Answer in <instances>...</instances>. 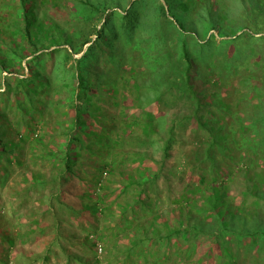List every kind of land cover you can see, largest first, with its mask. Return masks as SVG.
<instances>
[{
    "label": "rangeland",
    "instance_id": "1",
    "mask_svg": "<svg viewBox=\"0 0 264 264\" xmlns=\"http://www.w3.org/2000/svg\"><path fill=\"white\" fill-rule=\"evenodd\" d=\"M83 1H48L45 21L50 18L70 30L79 28L88 32L98 23V19L95 16L87 20L88 14L80 15L79 12L84 9L83 4H86ZM91 1L98 4L105 1L110 7L126 13L135 0ZM18 3V0H0V45L6 50L14 46L17 40V35H14L12 30ZM242 17L245 18V14ZM101 24L102 22L98 23L97 27L99 28ZM212 33L217 36L214 45L219 46V50L213 58L202 64L204 72L207 73L209 68L216 74L221 71L228 77H224L225 84L231 83L235 78L230 67L233 69L235 67L241 75L246 74L245 70L251 68L253 73L247 75L264 79V61L261 62L264 59V42L261 43L256 40L257 38L253 41L250 37L242 36L243 38L237 39L234 43L221 44L220 41L224 38L220 37L218 32ZM96 37V34L92 35L93 39ZM201 43L204 41L201 40ZM91 44L92 42L87 43L84 49L74 56L82 57ZM251 46H254L255 51L250 50ZM58 47H68L71 50L70 45H66L53 46L45 51ZM192 47L199 48L197 45ZM212 52L213 49L210 50V54ZM110 55V52L106 56L100 50L97 64L103 66L102 70H94L88 75L86 82L90 101L85 102V105L89 113H86L84 118L88 123H92L93 137L95 133L102 132L103 128H108L103 144L107 143L110 137L115 140L114 149L109 153V146H106L102 148V157L94 155L93 159H84L83 165L75 166L76 175L82 176L80 181L73 180L69 183L61 157H52L54 152L60 151L61 154L64 136L61 130H56L60 127L56 120L65 118L61 115L66 112L67 106L63 107L57 103L59 109L57 111L51 109L52 114H48L47 119L37 112L29 126L19 121L20 115L17 114L19 110L15 113L10 112L14 124L20 123L18 125L20 130L11 127L6 134L0 133V140L2 138L7 142L13 140L17 144L13 148L7 146L0 154V264L4 259L5 264H240L241 261L243 264H264L262 258L254 261V256H257L256 249L248 251L249 247L253 246L251 238L238 240L234 235L221 236L216 241L214 237L208 235L212 230L202 232L200 235L192 234L195 237L190 235L189 239L184 240L182 236H175L170 242L159 239L144 243L141 240L140 245L133 248L132 238L144 239V236H150L155 226L165 234L164 223L177 226L180 218H186V221L193 224H201L200 220L203 219L194 213L192 215L190 213V219L187 218L186 212L190 206L183 204L182 199L183 194H188L187 196L193 199L200 195L189 190L199 184L203 173L198 164L203 166L209 164L204 159V151L210 144L211 137L206 131L200 130L193 116L194 108L187 106L182 99H178L173 107V104L168 106L169 104L147 102L142 100V95L137 97L139 92L128 83L130 80L133 83L134 80L132 65L141 63L140 52L134 54L132 65L124 61L120 63L119 69L113 68ZM31 57L26 58L24 63L26 64ZM114 57L117 58V55ZM52 63L50 60L45 63L48 73L52 71L49 69ZM38 66H42L40 61ZM222 67L225 69L222 70ZM12 68L14 73L0 68L2 106L9 103L12 106L16 105L17 97L14 91L7 93L4 96L6 99L1 98L7 89L6 83L14 80L11 76H23L22 74L25 77L32 76L28 68L20 71H17V67ZM118 80L121 83H117ZM115 84H119L118 91L114 90ZM125 84L129 87H125ZM196 84L202 90L207 89L208 95L211 94V90L205 88L199 81H196ZM229 85L220 87L225 95L228 93ZM31 88L36 89L34 84H31ZM244 89L248 91L249 98L254 96L258 98L262 92L258 88L256 92L252 86L251 91L247 86ZM262 95L261 99L264 101V90ZM64 97V94L57 93L56 100ZM211 100V97L205 99L207 102ZM39 102L35 100L38 109L41 107ZM239 107L244 106L240 103ZM206 110L207 108L203 107L200 114H205ZM71 112L73 114L74 111ZM147 114L152 116L147 118ZM228 116L229 114H226L224 119ZM145 122H155L162 127H157L158 131L148 133L143 128ZM126 123H130L127 124L128 127L124 125ZM0 124L3 125L2 120ZM239 126L236 125L237 135L243 129ZM248 136L250 138L252 134ZM87 140L91 141L90 138ZM246 141L248 140L240 139L238 152L231 155L232 158L224 157L220 160L224 169L221 168L219 173V180L225 182L230 196L235 199V205L242 206L243 212L254 206L257 198L253 193L247 195L248 187L252 188L254 184L260 183L256 177L248 180L247 172L251 174L258 171L259 165L263 163L257 154L252 153V147L248 148ZM167 142H171V148L169 157L165 159L164 150ZM236 142L226 139L224 143L232 147ZM11 149L13 151H10ZM93 150H98V145H94ZM258 151L264 154V147H260ZM135 152H140L144 158L134 161L138 156L137 154L135 156ZM244 152L245 159L240 157ZM105 160L113 162L123 170V176L129 174L138 178V166L150 175L160 174L150 193L144 195L145 205L139 203L132 208L130 202L138 195L133 189L124 188L119 169L110 174L109 168H103ZM249 164L252 167L246 171L245 168ZM207 174L210 176L208 170ZM102 185L107 187L103 188ZM262 185L264 184L258 186L264 190ZM256 190L258 189L253 191ZM100 193H105L106 196L101 197L97 203L99 209H94ZM260 202L259 209L262 213L260 218L263 222L258 223L264 226V200ZM126 203L128 207L125 210L123 205ZM181 211L184 212L183 217ZM234 211L240 213L239 209ZM253 224L255 225L253 221L248 220L245 223L239 221L234 226L253 228ZM232 239L233 250L239 254L237 263L228 259L226 255H221L219 247L225 240Z\"/></svg>",
    "mask_w": 264,
    "mask_h": 264
},
{
    "label": "trees",
    "instance_id": "2",
    "mask_svg": "<svg viewBox=\"0 0 264 264\" xmlns=\"http://www.w3.org/2000/svg\"><path fill=\"white\" fill-rule=\"evenodd\" d=\"M18 1L12 30L14 35H17V40L9 50L0 45V68L8 69L12 73H14L12 67H17V71L28 68L32 76L13 75L11 77L14 80L6 83L7 89L1 98L4 99L7 93L14 91L17 100L15 106L11 103L0 105V119L3 121V125L0 124V133L6 134L11 127L17 131L20 130L18 127L20 123L14 124L10 112L15 113L19 110L17 113L20 115L19 121L29 126L37 112L47 119V115L52 114L51 109L54 111L59 109L57 103L63 107L67 106L66 112L61 115L65 118L56 120V123L60 125L56 130H61L64 136L61 154L57 151L52 154V157H61L69 183L73 180L80 181L82 176L76 175L75 166L83 165L84 159H93L94 155L102 157V148L106 146H109V153H112L114 149L115 140L110 137L108 142L103 144L107 127L103 128L102 132L95 133L93 137L92 123H88L84 118L85 114L89 113L85 105V102L90 101L87 95L88 75L94 70L101 71L103 67L97 64L99 51L102 50L106 56L110 52L112 66L117 69L124 61L132 65L134 54L137 55L140 52L139 62L141 63L132 65L131 71L134 74L132 80H134L133 83L131 80L128 83L139 92L137 97L142 95V100L147 102L169 104L168 106L173 104V107L178 99H182L188 104L187 106L194 108L193 116L200 130L210 134L211 142L204 151V159L209 164L206 166L203 162L205 167L198 164L203 173L199 184L189 190L194 194H200L199 197L193 199L188 197V194H183L182 199L183 204L190 206L186 212L187 218L190 219L194 213L195 216L203 219L200 220L201 224H193L186 221V218H180L177 226L164 223L165 234L155 226L150 236H144V239L132 238L133 248L139 246L141 240L144 243L159 239L170 242L175 236H182L184 240L189 239L192 234L200 235L202 232L207 233L208 230H212L208 235L214 237L216 241L221 236L233 237L234 235L238 240L251 238L253 246L247 244L251 246L248 251L256 249L257 256H254V261L261 258L264 261V226L258 223V221L263 222L259 207L260 200H264V190L259 188L260 184H264V154L258 151L260 147H264V101L261 99L264 79L247 75L253 73L251 68H248L250 71L245 70L246 74L241 75L235 67L234 69L230 67L229 69L234 71L235 78L231 83L229 82V85V83L225 84L224 78L228 77L221 71L216 74L209 68L206 73L202 65L213 58L219 50V46L214 45L217 36L212 33L213 31L224 38L220 41L221 44L234 43L237 39L243 38L242 36L250 37L253 41L264 42V0H135L126 13L110 7L104 0L101 4L84 0L83 3L86 4H83L84 9L79 12L80 15L88 14L87 20L96 16L98 23L102 22L99 28L97 23L88 32L79 28L70 30L50 18L46 22L45 10L50 0ZM243 14L245 18L242 17ZM238 32L241 33L238 34ZM94 34L97 35L95 39L92 38ZM258 34L261 35L256 37ZM201 40L204 43H201ZM89 42L92 44L84 55L80 58L75 57L74 54L80 53ZM66 45H70L71 50L68 47H58L45 51L53 46ZM195 45L199 48L193 49L192 46ZM212 49L214 52L210 54ZM250 50L255 51L254 46H251ZM115 55L118 59L114 57ZM29 56L32 57L25 64L24 61ZM48 60L53 61L49 68L52 69L50 73L45 67ZM39 61L42 66L37 67ZM263 61L264 59L261 62ZM213 63L215 67V59ZM102 74L105 75V72ZM122 77L125 76L122 75ZM196 81L203 84L205 88H209L211 94L206 93L207 89L198 88ZM116 82L121 83L119 80ZM31 84H34L36 89H32ZM128 84H125V87H129ZM223 85H229L226 95L220 90ZM246 86L248 89L252 86L256 92L257 88L261 89L262 92L259 93L258 98L255 96L249 98L248 91L244 89ZM114 90H119V84H115ZM57 93L64 94L65 97L56 100ZM207 97L212 98L211 102L205 101ZM36 99L40 101L39 109L35 103ZM240 103L243 104V108L239 107ZM203 107L207 110L201 115ZM71 110L74 111L73 114ZM226 114L229 116L224 119ZM151 116L147 114V118ZM220 120L222 123H219ZM127 124L130 123L124 125L128 127ZM143 124L144 130L148 133L158 131L157 127H162L155 122ZM236 125L243 128L239 135H237ZM248 134L252 136L248 138ZM88 138L91 141H88ZM2 139L0 154L7 146L13 148L17 145L13 140L7 142ZM226 139L237 142L230 147L224 143ZM240 139L248 140L246 141L248 148L251 146L252 153L263 160L258 171L251 174L247 172L248 180H253V177L260 180L259 186L254 184L252 188L248 187L247 195L253 193V196L257 198L255 205L251 206L247 212H243L242 206L235 205V199L230 196L225 182L219 180L221 168L224 169L220 160L224 157L232 158L231 155L238 152L237 146ZM94 145H98V150H93ZM170 148L171 142H167L164 150L165 159L169 157ZM134 154L138 155L134 161L144 158L140 152ZM240 157L245 159V152L240 154ZM106 167L109 168L110 174H114L119 169L113 162L105 160L103 168ZM251 167L249 164L245 170L248 171ZM205 168L210 172V176ZM228 169L231 170L230 167ZM120 171L124 188L133 189L138 195L130 202L132 208L139 203L145 205L144 195L150 193L160 174L150 175L147 171L140 169V166L137 168L138 178L129 174L123 176V170ZM102 187L107 186L102 185ZM255 189L258 190L253 191ZM105 196V193L98 195L94 209H99L97 203L100 202L101 197ZM123 206L126 210L128 204ZM235 209H239L240 213L235 212ZM181 214L183 217L184 212L181 211ZM248 220L255 223L253 228H235L234 224L236 225L239 221L245 223ZM193 235L192 237H195ZM192 247L196 248V246ZM219 247L221 255H226L235 263L239 261L238 252L233 250V239L225 240ZM5 261L6 259L1 260V264H5ZM242 262L239 263L243 264Z\"/></svg>",
    "mask_w": 264,
    "mask_h": 264
}]
</instances>
